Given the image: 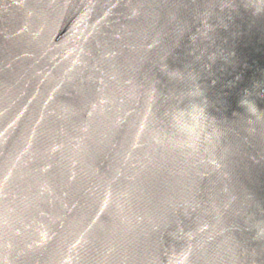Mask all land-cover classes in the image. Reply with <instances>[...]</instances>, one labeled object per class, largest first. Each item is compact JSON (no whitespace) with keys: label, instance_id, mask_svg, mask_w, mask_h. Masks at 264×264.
<instances>
[{"label":"water","instance_id":"1","mask_svg":"<svg viewBox=\"0 0 264 264\" xmlns=\"http://www.w3.org/2000/svg\"><path fill=\"white\" fill-rule=\"evenodd\" d=\"M0 264H264V0H0Z\"/></svg>","mask_w":264,"mask_h":264}]
</instances>
